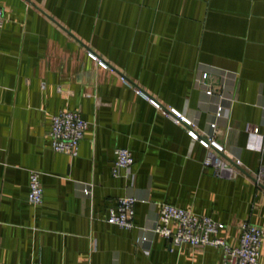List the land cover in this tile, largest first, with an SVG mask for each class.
I'll list each match as a JSON object with an SVG mask.
<instances>
[{
    "label": "crops",
    "instance_id": "1",
    "mask_svg": "<svg viewBox=\"0 0 264 264\" xmlns=\"http://www.w3.org/2000/svg\"><path fill=\"white\" fill-rule=\"evenodd\" d=\"M0 6V264H221L219 248L175 246L149 231L139 243V228L163 202L224 223L232 246L241 222L264 227V180L255 183L244 169H264V0ZM204 66L234 74L215 133L242 160L244 167L219 156L231 176L205 166L207 150L165 114L173 108L197 132L208 127L220 76H207L213 94L204 95L194 84ZM72 109L87 122L75 157L54 151L48 137L52 115ZM117 147L133 157L130 180L124 170L112 175ZM30 169L41 173L38 205L28 201ZM131 194L134 227L108 223V208Z\"/></svg>",
    "mask_w": 264,
    "mask_h": 264
},
{
    "label": "built area",
    "instance_id": "2",
    "mask_svg": "<svg viewBox=\"0 0 264 264\" xmlns=\"http://www.w3.org/2000/svg\"><path fill=\"white\" fill-rule=\"evenodd\" d=\"M4 23V13L0 6V28ZM89 56L97 61L98 65L108 68V64L98 58L95 54L89 53ZM210 73H217L220 76L218 101L213 111V119L208 123V127L200 132L194 129V123L187 115L169 108L165 113L173 121L186 127L187 134L198 141L206 150L207 155L204 158L205 166L212 165L216 171L226 167L230 176L235 173L232 168L221 163L220 155H225L233 162L235 166H243L242 160L236 154L227 151L224 145L216 137V129L219 125L218 119L223 117L225 106L223 100H232V91L234 89V74L218 70L213 67L204 66L197 70L194 84L204 95H212V86L206 83V78ZM121 80L129 84L124 77ZM137 93L142 94L141 90L135 89ZM153 106L159 108V104L147 95L142 94ZM262 122H264L263 107ZM87 127V122L82 118L76 109L59 111L51 117V127L48 132L50 147L57 152L64 153L70 157L78 154L79 143ZM262 137L260 136V139ZM261 144H258L257 147ZM133 163V157L129 149L117 147L115 149V159L112 166V175L118 176L121 170H124L125 177L132 179L133 174L130 166ZM244 167V166H243ZM245 171L250 173L255 183L259 184L264 180V169L259 167L255 171L244 167ZM248 173V174H249ZM41 173L37 170L28 171V201L38 205L42 201L43 187L40 181ZM91 189L88 185L83 187V195L88 196ZM138 201L137 196L124 195L116 199L115 203L108 208L106 221L122 229H131L134 227V205ZM224 223L217 221L210 216L197 214L189 209L181 208L170 203L163 202L151 225L139 228V243L148 240L147 232L159 234L170 239L175 246L188 243L194 247L211 246L221 250V264H261L259 257L261 246L264 244V227L254 225L243 221L240 224V234L238 244L232 246L226 242L221 233L224 230Z\"/></svg>",
    "mask_w": 264,
    "mask_h": 264
}]
</instances>
